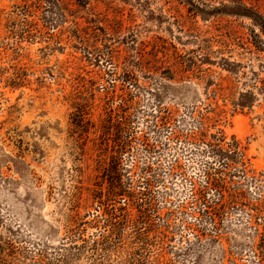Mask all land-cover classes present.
<instances>
[{"label":"rangeland","instance_id":"374dc122","mask_svg":"<svg viewBox=\"0 0 264 264\" xmlns=\"http://www.w3.org/2000/svg\"><path fill=\"white\" fill-rule=\"evenodd\" d=\"M0 264H264V0H0Z\"/></svg>","mask_w":264,"mask_h":264}]
</instances>
